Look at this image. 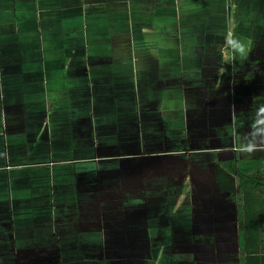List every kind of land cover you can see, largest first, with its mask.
<instances>
[{
  "label": "crops",
  "instance_id": "1",
  "mask_svg": "<svg viewBox=\"0 0 264 264\" xmlns=\"http://www.w3.org/2000/svg\"><path fill=\"white\" fill-rule=\"evenodd\" d=\"M0 29V264H264V0H0Z\"/></svg>",
  "mask_w": 264,
  "mask_h": 264
},
{
  "label": "rangeland",
  "instance_id": "2",
  "mask_svg": "<svg viewBox=\"0 0 264 264\" xmlns=\"http://www.w3.org/2000/svg\"><path fill=\"white\" fill-rule=\"evenodd\" d=\"M7 20V19H6ZM223 20H224V18H223ZM123 47V46H122ZM107 48H110V46H108V47H106V49ZM114 49H115V46L113 47ZM91 49H92V47H91ZM13 53H16V51L15 50H13L12 49V46L10 45V44H6L5 43V35L2 33V29H0V54H3V55H7V54H13ZM9 64H13V65H17V61H7V60H2L1 61V63H0V68H6L7 67V65H9ZM30 64V63H29ZM28 64V65H29ZM28 65H24L25 67H27L28 68ZM24 67V71H23V74H25V70H26V68ZM3 73V71H1L0 70V74H2ZM69 79H73L74 77H72V76H69L68 77ZM11 144H12V146H13V143L11 142ZM29 152H31V150L29 149ZM37 163H39V162H37ZM48 224H50V222L49 221H46ZM52 231H53V233H55L56 232V230L55 229H52Z\"/></svg>",
  "mask_w": 264,
  "mask_h": 264
},
{
  "label": "trees",
  "instance_id": "3",
  "mask_svg": "<svg viewBox=\"0 0 264 264\" xmlns=\"http://www.w3.org/2000/svg\"><path fill=\"white\" fill-rule=\"evenodd\" d=\"M237 5H238V10H241V12H244L248 9V4L246 2L238 3Z\"/></svg>",
  "mask_w": 264,
  "mask_h": 264
},
{
  "label": "clouds",
  "instance_id": "4",
  "mask_svg": "<svg viewBox=\"0 0 264 264\" xmlns=\"http://www.w3.org/2000/svg\"><path fill=\"white\" fill-rule=\"evenodd\" d=\"M237 47H239V50L241 51V52H243V47H240L239 45H236Z\"/></svg>",
  "mask_w": 264,
  "mask_h": 264
}]
</instances>
